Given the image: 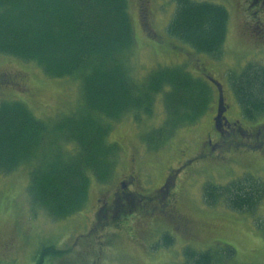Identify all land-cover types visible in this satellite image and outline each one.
I'll return each mask as SVG.
<instances>
[{
	"label": "trees",
	"instance_id": "obj_1",
	"mask_svg": "<svg viewBox=\"0 0 264 264\" xmlns=\"http://www.w3.org/2000/svg\"><path fill=\"white\" fill-rule=\"evenodd\" d=\"M175 6L168 36L221 58L227 9L199 0H175ZM134 43L127 0H0V54L32 62L49 78L74 77L81 91V109L52 120L37 119L21 101L0 102V174L30 167L26 193L34 212L68 218L85 207L91 176L102 185L112 181L121 148L108 140L110 123L128 115L138 123L160 95L164 117L141 135L147 149L157 151L213 102L209 77H195L182 65L158 66L134 81L126 64ZM227 78L243 119L264 115V66L247 63ZM202 196L210 207L250 213L264 198V182L248 173L225 185L206 183ZM161 242L165 248L173 243L167 237ZM40 252L35 264L65 254L52 245ZM183 252L177 264H225L235 255L226 245Z\"/></svg>",
	"mask_w": 264,
	"mask_h": 264
},
{
	"label": "rangeland",
	"instance_id": "obj_2",
	"mask_svg": "<svg viewBox=\"0 0 264 264\" xmlns=\"http://www.w3.org/2000/svg\"><path fill=\"white\" fill-rule=\"evenodd\" d=\"M199 1L221 4L228 11L227 37L221 58L196 53L168 34L161 37L163 41L148 39L139 27L134 1L127 0L135 40L127 54L129 72L134 81H141L158 66L182 65L195 77L204 80H208L206 77L214 78L223 89V100L228 107L225 117L228 120H244L227 77L230 73L241 72L247 63L264 66V48L253 47L240 35L242 16L230 3ZM167 8L166 19L156 22L154 26L159 32L166 30L175 11L174 5ZM0 67L21 71L26 77L24 86L0 87V102L21 101L40 120H52L56 115L81 109V91L76 78H49L34 63L3 54H0ZM210 86L214 90L213 102L203 117L195 124L177 130L160 150L149 151L141 141V135L158 127L164 117L160 95L155 100L151 115L139 114L138 123L133 115L110 123L112 128L108 140L121 148L118 171L108 185L98 184L91 176L85 207L68 218L55 220L41 210H32L26 193L28 165L19 167L11 174H0V264H35L40 250L48 245L65 250V254L44 257L42 264H177L182 262L187 246L195 250H216L224 245L235 249L231 262L225 264H264V198L253 212L247 213L221 204L210 207L202 196L206 183L225 185L248 173L264 182V152L248 150V153L242 154L239 152L242 147L230 155L226 153L224 158L214 163L206 159L194 160L184 165L180 172H175V179L168 182L171 197L176 199L178 209L197 230L191 240H176L166 248L161 246L162 242L150 244L156 238L159 240L160 229L155 236L143 239L144 245H139L125 231L115 234L112 233L113 228L104 227L91 232L88 238L81 236L77 246L73 243V238L89 227L96 200L110 197L113 191H117L114 180H118L120 174L136 171V186L131 190L135 194L148 195L163 184L168 172L178 168L184 159L193 158L205 132L215 128L218 91L213 83ZM258 120H264V115ZM101 240L107 248H102L101 262L95 263L94 253L100 249L94 247L98 248L97 243Z\"/></svg>",
	"mask_w": 264,
	"mask_h": 264
},
{
	"label": "flooded vegetation",
	"instance_id": "obj_3",
	"mask_svg": "<svg viewBox=\"0 0 264 264\" xmlns=\"http://www.w3.org/2000/svg\"><path fill=\"white\" fill-rule=\"evenodd\" d=\"M133 1L137 9L139 27L145 37L150 40H158L167 34V28L165 31L159 32L154 26L156 22L166 19L169 11L167 6H175V0ZM220 1L230 3L235 7L240 17L242 16L240 35L253 47L264 48V0ZM25 81L26 77L21 71L0 67V87L24 86ZM224 106L225 109L228 108L225 103ZM225 112L224 110V114L216 122L214 121V130L205 132L204 139L199 143L200 146L193 158L184 159L178 168L168 172L163 184L152 193L148 195L133 193L131 189L136 186V171L120 174V178L114 180L117 191H113L110 197H99L96 200L93 219H91L89 227L85 232L78 233L73 238V243L75 242L77 246L81 236L88 238L91 232L101 230L104 227L105 229L113 228L112 233L115 234L125 231L129 237L131 236V239L135 238L139 245H144L142 240L155 236V233L157 234L160 229L162 233L159 234V240L156 238L154 241H150V244L161 243L165 237L172 239V242L191 240L190 238L196 235L197 230L193 228L191 220L180 212L176 199L171 197L172 192L168 182L175 179L173 174L180 172L184 165L194 160L206 159L214 163L217 159L224 158L226 153L230 155L238 147H242V150L239 151L242 154L248 153V150H262L264 152V123H262L264 120H258V117L253 120H241L239 118L228 120L225 117ZM118 235L121 236V234ZM102 243V240L98 241V248L94 247V249H100L95 252L96 255L94 253L95 263L101 262L102 248H107ZM55 249L65 252L61 248ZM151 254L150 252L149 257Z\"/></svg>",
	"mask_w": 264,
	"mask_h": 264
},
{
	"label": "water",
	"instance_id": "obj_4",
	"mask_svg": "<svg viewBox=\"0 0 264 264\" xmlns=\"http://www.w3.org/2000/svg\"><path fill=\"white\" fill-rule=\"evenodd\" d=\"M208 79L210 80L211 83H213L215 85L216 89L218 90V100H219L218 108H217L218 112L214 118V121L216 122L218 120V118L224 114V110H225L224 100H223V89L217 80H215L213 78L212 79L208 78Z\"/></svg>",
	"mask_w": 264,
	"mask_h": 264
}]
</instances>
